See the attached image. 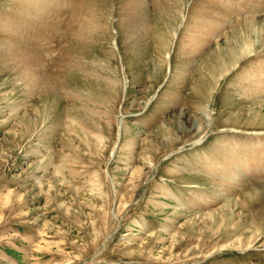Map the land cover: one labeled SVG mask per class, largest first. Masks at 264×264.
I'll return each instance as SVG.
<instances>
[{"label":"rangeland","instance_id":"374dc122","mask_svg":"<svg viewBox=\"0 0 264 264\" xmlns=\"http://www.w3.org/2000/svg\"><path fill=\"white\" fill-rule=\"evenodd\" d=\"M202 16V98L152 127ZM251 25L229 67L217 47ZM16 235L47 242L26 264H264V0H0V240Z\"/></svg>","mask_w":264,"mask_h":264},{"label":"crops","instance_id":"0c3cea01","mask_svg":"<svg viewBox=\"0 0 264 264\" xmlns=\"http://www.w3.org/2000/svg\"><path fill=\"white\" fill-rule=\"evenodd\" d=\"M208 18L210 17H194V22L184 31L182 36V46L178 50L176 60L168 65V68L170 69H168V79H166V77L164 83H161V85L156 86L155 88L157 93L156 96L158 95L159 97L158 104L156 107L148 109V112H146V115L144 116L145 123L152 125V127H155L164 121L163 116L166 115V111H169L168 109L183 105L191 106L193 101L190 95L192 96L193 94L196 96V99L202 98L197 95L202 89H198L199 91L197 88L190 90V85L194 83L196 87L197 83V80L195 79H193L191 83L190 79H192L193 75H196V70L198 69L196 67V62H201L196 58V56H198L197 54L202 51H208L210 48H207V45L210 40L214 39V33L212 30L216 22L214 20L212 24L205 22L204 20ZM199 23H201V28L198 27ZM213 44L214 40L210 45L212 46ZM193 64L194 66L187 67ZM198 66H200V64ZM235 66L236 65L233 67ZM181 74H184L186 79L180 83L179 80H176V77L179 78ZM161 75L162 74L160 73L157 78L159 79ZM165 83L167 85L163 87L162 84ZM204 90L207 89L205 88ZM17 236L18 235L12 239H5L4 241L0 240V264H26L27 260L36 257L34 256L35 254L39 255L40 250H42L45 244H47L46 240L40 237L36 240L35 238L29 239L24 236ZM38 255L37 257L39 258ZM30 264H32V261H30Z\"/></svg>","mask_w":264,"mask_h":264},{"label":"bare ground","instance_id":"6f19581e","mask_svg":"<svg viewBox=\"0 0 264 264\" xmlns=\"http://www.w3.org/2000/svg\"><path fill=\"white\" fill-rule=\"evenodd\" d=\"M257 32L258 31L256 29H253V25H251L250 26V32L249 33L244 32L243 35L241 36L242 42H240V40L235 41L232 39H227V37H226L225 38V41H226L225 45L223 44L221 47H217L216 51H219V55H222L224 53V51L227 52L225 54L229 55V58L227 61L231 60V65L229 64V67H230V66H232V64H235L240 59H242V58L246 57L247 55L256 51V46H255L256 41H253L252 37H250V36L252 35V33L256 34ZM175 33H177V32H175ZM232 42H233V44H231ZM234 46H238V47L234 49L233 48ZM226 64H227V62H226ZM226 64H225V66H226ZM201 127H202V125L200 124L198 126V128H199L198 130H200ZM168 131H170V129L167 130V132Z\"/></svg>","mask_w":264,"mask_h":264}]
</instances>
